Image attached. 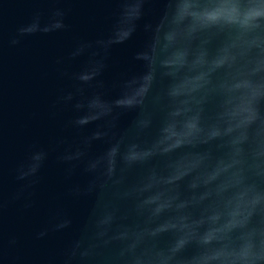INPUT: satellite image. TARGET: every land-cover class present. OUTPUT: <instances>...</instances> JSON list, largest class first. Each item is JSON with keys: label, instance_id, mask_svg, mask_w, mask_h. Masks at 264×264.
Wrapping results in <instances>:
<instances>
[{"label": "clouds", "instance_id": "obj_1", "mask_svg": "<svg viewBox=\"0 0 264 264\" xmlns=\"http://www.w3.org/2000/svg\"><path fill=\"white\" fill-rule=\"evenodd\" d=\"M48 2L10 45L69 30L72 9L60 5L74 0ZM108 2L116 5L108 31L69 53L85 59L61 73L71 88L54 104L72 110L65 127L95 128L76 142L59 140L60 151L34 146L7 196L0 152V259L6 209L33 207L41 170L57 151L66 176L84 177L68 194L90 201L59 264H264V0ZM149 5L159 6L154 14ZM138 28L139 70L106 82L112 48ZM127 112L135 118L121 128ZM71 225L58 217L37 238ZM17 243L8 237V247Z\"/></svg>", "mask_w": 264, "mask_h": 264}, {"label": "water", "instance_id": "obj_2", "mask_svg": "<svg viewBox=\"0 0 264 264\" xmlns=\"http://www.w3.org/2000/svg\"><path fill=\"white\" fill-rule=\"evenodd\" d=\"M60 6L72 9L67 20L71 25L69 30L26 36L19 45L13 46L9 39L16 29L27 24L35 10H47L53 5L48 0H0L3 37L0 44V152L6 196L22 183L15 180V168L34 146L60 151L66 144L57 147L59 140L73 143L95 128L89 125L81 133L65 127L73 115L72 110L64 105L54 107V104L71 88L72 82L61 73L78 70L85 59L71 60L69 53L79 41L94 40L108 31L116 5L108 0H74ZM148 7L153 9L151 15L159 6ZM144 39L142 28H138L130 40L112 48L110 67L104 75L106 82L139 70L138 62L132 57ZM135 115V112L123 114L120 127H127ZM95 147L99 149L102 145L97 142ZM57 151H50L41 170L32 197L33 207L25 210L22 202H16L6 209L3 221L5 258L0 259V264H59L63 250L86 219L90 201L68 194L69 188L83 182L84 177L66 176L67 166L57 163ZM64 215L72 219L70 228L49 231L43 239L37 238L39 231L50 228ZM9 236L17 237V245L7 246Z\"/></svg>", "mask_w": 264, "mask_h": 264}]
</instances>
